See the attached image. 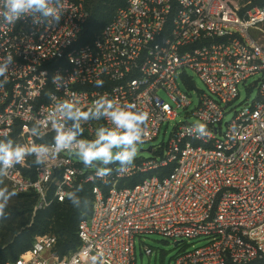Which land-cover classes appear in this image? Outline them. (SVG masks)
<instances>
[{
  "label": "built area",
  "instance_id": "1",
  "mask_svg": "<svg viewBox=\"0 0 264 264\" xmlns=\"http://www.w3.org/2000/svg\"><path fill=\"white\" fill-rule=\"evenodd\" d=\"M263 1L128 0L89 42L82 35L92 0H64L54 27L34 25L30 16L13 25L0 18V59L14 58L0 87V132L17 143H52L50 126L42 140L28 131L52 110L49 93L58 99L76 94L85 110L104 94L135 104L149 116L143 143L193 105L179 83L182 77L191 86L187 70L209 93L190 113L207 125V137L188 134L193 123L179 125L166 145L152 148L153 158L135 159L125 174L114 170L90 180L94 170L69 152L61 153L59 166L37 167L28 157L11 169L4 183L18 194H35V213L65 202L62 192L78 181L92 185L93 202L79 223L77 250L60 257L57 238L41 236L4 264H91L93 256H102L103 264H136V239L155 234L182 241L177 247L185 240L204 243L183 248L172 264L264 261ZM57 73L65 87L52 83ZM256 76L258 98L225 122L240 85ZM102 125L111 126L104 119L84 124L82 138H95ZM136 176L143 178L128 186ZM144 252L153 255L149 247Z\"/></svg>",
  "mask_w": 264,
  "mask_h": 264
},
{
  "label": "clouds",
  "instance_id": "2",
  "mask_svg": "<svg viewBox=\"0 0 264 264\" xmlns=\"http://www.w3.org/2000/svg\"><path fill=\"white\" fill-rule=\"evenodd\" d=\"M63 13L64 0H0V18L9 25L30 16L34 25L54 27L59 24ZM13 64L11 54L0 59V87L7 82ZM52 83L57 87L66 86V80L59 73L53 75ZM96 85L102 87L103 81H96ZM48 95L53 102L52 110L44 119L35 118L28 131L31 136L42 140L50 126L54 132L52 143L21 144L9 138L7 132H0V185L4 184L10 170L23 164L26 158L33 157V164L37 167L49 162H57L59 166L60 155L65 152L75 154L86 169L94 170L90 180H104L114 170L125 174L130 169L138 155V145L147 135V112L138 110L132 103L121 104L107 94L95 99L86 110L80 106L76 94L69 99H58L53 93ZM101 119L110 122L111 126L98 127L93 139L82 138L83 125ZM187 132L197 138L209 135L205 123H196ZM82 190L83 186L78 185L71 191L62 192V198L74 208L86 207L88 202L79 195ZM16 195L15 189L0 186V219L6 217L5 210ZM91 264H103L102 256H93Z\"/></svg>",
  "mask_w": 264,
  "mask_h": 264
},
{
  "label": "rangeland",
  "instance_id": "3",
  "mask_svg": "<svg viewBox=\"0 0 264 264\" xmlns=\"http://www.w3.org/2000/svg\"><path fill=\"white\" fill-rule=\"evenodd\" d=\"M120 0H104L103 13L99 16L101 20V25L107 23L113 16L110 11L118 4ZM185 75L191 79V86H188L182 79L179 78V83L183 91H185L189 96L192 97L193 105L188 108V110H178V115L175 120L165 123L160 131L159 137L149 143H142L138 145L139 151L136 159L148 160L155 156V153H149L142 150H147L149 147L153 149H158L163 144L166 145L170 139L175 129L185 123H199L198 120L190 115L198 106L200 98L203 94H209L206 85L199 78V76L191 71L187 70ZM259 76L252 77L245 84H241L239 87L240 98L231 106V112L227 115L225 122H229L233 119L235 111H239L246 104H252L259 94ZM75 160L81 162L79 158L75 155ZM7 186V185H0ZM8 187V186H7ZM9 188V187H8ZM10 189V188H9ZM11 190V189H10ZM25 202V199L16 195L13 197L8 207L6 208V217L0 219V249H4L9 244L15 241L17 235L24 232L27 228L31 227L33 219L36 215L34 211L24 212L25 209L21 208V203ZM30 221V222H29ZM18 232H13L8 230L11 228ZM41 236H55L59 241V236L53 231H47L45 234H38L34 236L33 243ZM174 241L167 239L160 235H148L144 236L142 239H136V264H172L174 259L180 254L183 248L191 251L195 248L202 246L203 242L185 240L179 247L174 246ZM20 244V243H18ZM149 247L153 251L151 257L147 256L144 252L145 248ZM20 249H16L19 251ZM13 256L8 254V259Z\"/></svg>",
  "mask_w": 264,
  "mask_h": 264
},
{
  "label": "trees",
  "instance_id": "4",
  "mask_svg": "<svg viewBox=\"0 0 264 264\" xmlns=\"http://www.w3.org/2000/svg\"><path fill=\"white\" fill-rule=\"evenodd\" d=\"M127 1L128 0H120L118 4L110 11L111 15L114 17L116 11L119 8L125 6ZM103 2L104 0H92L90 4L91 18L85 26L82 35L83 42L91 41L97 34L101 32L102 28L112 20L113 17L107 23L101 25L99 16L104 11ZM262 4H264V1ZM165 171L167 173L170 170L166 169ZM142 178V176H136L126 183L128 186H134L140 182ZM4 185L6 184L4 183ZM78 185L83 186V190L79 193V195L88 202L87 206H82L80 209H77L74 208L68 200H66L63 203H55L46 210L36 212L31 227L17 235L15 241L9 244L7 247L0 249V264L17 259L20 254L29 250L33 246L32 240L34 236L38 234H45L47 231H53L58 234L59 241L57 240L58 242L55 253L60 257H65L69 253L79 248L80 240L78 238V226L79 223L86 219L91 213L93 193L92 185L84 184L83 182L78 181L74 189ZM18 196L25 199V202L21 203V208H23V210L25 209V213L34 211V206L37 201L35 194H18ZM8 230L18 232L13 230L12 227ZM16 249L20 250L16 251ZM8 254H11L13 257L8 259ZM251 264H264V261H254Z\"/></svg>",
  "mask_w": 264,
  "mask_h": 264
},
{
  "label": "water",
  "instance_id": "5",
  "mask_svg": "<svg viewBox=\"0 0 264 264\" xmlns=\"http://www.w3.org/2000/svg\"><path fill=\"white\" fill-rule=\"evenodd\" d=\"M142 151H146L149 153H152V147H149L147 150H142ZM182 241H178L174 243V246L177 247Z\"/></svg>",
  "mask_w": 264,
  "mask_h": 264
}]
</instances>
